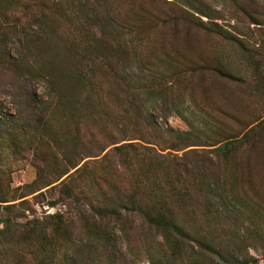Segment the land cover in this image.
<instances>
[{
    "label": "trees",
    "instance_id": "1",
    "mask_svg": "<svg viewBox=\"0 0 264 264\" xmlns=\"http://www.w3.org/2000/svg\"><path fill=\"white\" fill-rule=\"evenodd\" d=\"M196 12L212 18L199 8ZM149 15L154 24V14ZM181 16L189 27L204 29L200 18L197 22L194 15ZM98 19L91 27H76L69 53L46 60L40 64V73L34 74L45 81L47 99L42 106V128L32 136L33 157L42 165L38 177L26 187L34 186L30 193L47 186V191L57 190L59 199L51 201V206L59 201L90 200L89 209L80 208L78 213L84 218L86 236L93 241L102 238L99 230L104 219H113L128 232L134 216L164 238L167 257L161 264H210L202 257V239L196 240L200 248L196 255L188 253L184 241L222 223L224 210L216 199L234 200L229 195L235 196L233 190L227 188L238 174L232 165L238 167V155L253 147L261 132L252 125L260 117L250 120L241 107L243 99L234 103L232 97L241 89L234 81L243 77L214 62L200 64L223 86L227 81L236 88L214 107L205 108L197 102L200 92L193 91L190 82L197 62L169 53L159 57L157 44L146 40L154 29L149 23L117 26L109 14ZM212 31L247 51L238 36L221 28ZM262 65L259 59L253 66L259 70ZM225 86L229 92V84ZM251 97L255 99L253 93ZM149 99L161 102L165 113H177L189 130H173L144 115ZM186 100L194 101L200 117L186 107ZM207 109L215 111V116ZM68 114L77 119L75 132L68 126ZM59 115L66 118V127H55ZM126 121L134 124L131 127L137 134L133 137L117 135ZM81 153L91 158L84 161ZM47 175L55 176L46 180ZM11 197H0L7 212L0 221V264H30L23 251L8 259L12 246L22 242L38 256L36 264H72L73 236L64 213L15 224L14 216L20 214H12L14 208L27 200L22 199L26 194ZM18 199H22L19 204L12 203ZM231 264L247 263L236 259Z\"/></svg>",
    "mask_w": 264,
    "mask_h": 264
},
{
    "label": "rangeland",
    "instance_id": "2",
    "mask_svg": "<svg viewBox=\"0 0 264 264\" xmlns=\"http://www.w3.org/2000/svg\"><path fill=\"white\" fill-rule=\"evenodd\" d=\"M196 8L212 18L197 13ZM172 10L176 13L171 14ZM150 12L154 14V24ZM107 14L117 26L149 23L154 27L146 40L157 44L159 57L169 53L197 62L198 70L190 82L192 90L200 92L196 94L197 102L205 108L210 109L230 96L236 89L234 84L241 86L235 90L240 92L232 95L234 103L241 97V107L250 120L260 117L252 125L261 132L253 147L244 148L238 155V167L232 165L238 174L229 180L227 188L233 190L235 196L229 195L234 200L230 203L221 197L216 199L220 210H224L222 223L208 227L198 237L195 234L188 238L184 247L189 254L196 255L200 251L196 240L202 239L205 242L202 257L210 264H231L236 259L247 264H264V44L261 41L264 0H0V197L12 199V195L26 194L22 199L27 200L25 205L14 208L12 214H20L14 216L15 224L31 218L43 219L48 213H64L73 236L72 264H152L155 260L161 264V259L167 257L164 238L138 217L129 219L132 223L128 232H123L113 219H104L99 230L102 238L93 241L86 236L84 218L78 213L80 208L89 209L90 200L72 204L59 201L51 206V201L59 199L57 190L47 191V186L30 193L34 186L26 187L38 177L42 165H37L39 162L33 157L32 136L42 128V106L47 99L45 81L34 74L40 73V64L46 60L56 58L58 53L63 56L69 53V40L78 32L76 27H91L98 18L106 19ZM167 14L173 18L171 22ZM182 14L194 15L197 22L200 18L205 23L204 29L189 27ZM213 28L241 38L247 51L242 52L236 44L212 31ZM259 59L263 65L256 70L253 65ZM208 62L224 66L243 79L234 84L223 82V86L211 71L200 69L203 67L200 64ZM191 101L186 100L185 105L194 112L197 107ZM144 104V115L166 123L170 129L189 130L177 113H165L161 102L149 99ZM208 112L211 116L216 114ZM195 114L201 116L199 112ZM66 118L59 115L55 127L68 125L75 132L77 119L72 114ZM133 125L126 121L121 131L116 130L117 135L133 137L137 134ZM88 139L87 135L85 140ZM81 155L84 161L91 158L85 153ZM53 176L47 175L46 180ZM17 187L21 188L15 191ZM22 199L12 203L19 204ZM5 216L4 203H0V221ZM22 243L12 246L8 259H15L23 251L26 261L38 263L31 247L27 242Z\"/></svg>",
    "mask_w": 264,
    "mask_h": 264
}]
</instances>
